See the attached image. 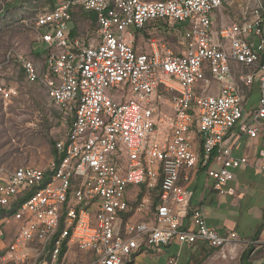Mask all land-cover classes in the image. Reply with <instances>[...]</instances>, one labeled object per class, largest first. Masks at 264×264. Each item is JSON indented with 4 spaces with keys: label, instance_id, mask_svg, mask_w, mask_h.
Wrapping results in <instances>:
<instances>
[{
    "label": "built area",
    "instance_id": "2783aa9c",
    "mask_svg": "<svg viewBox=\"0 0 264 264\" xmlns=\"http://www.w3.org/2000/svg\"><path fill=\"white\" fill-rule=\"evenodd\" d=\"M237 1L54 0L31 19L35 40L47 52L45 71L15 49L6 54L0 117L17 95L4 69L17 62L72 122L45 168L4 173L0 167V210L5 222L18 224L3 263L74 264L69 255L75 253L81 264H131L144 249L174 242L205 244L226 259L238 255L247 242L236 231L211 227L204 209L192 208L193 191L180 183L183 169L203 166L219 195L235 196L229 184L250 160L235 156L225 138L238 125L251 138L264 129L262 0H255L252 17L246 14L218 37L213 31L212 13ZM74 7L95 14L96 34L71 36ZM159 20L182 26L183 53L134 50L132 29ZM8 22L0 0V31ZM234 63L259 74V107L249 121ZM255 75L239 79L250 86ZM214 81L217 94L209 92ZM255 166L264 172V149ZM142 186L132 209L128 190ZM130 214L139 218L131 221ZM167 264L180 262L171 257Z\"/></svg>",
    "mask_w": 264,
    "mask_h": 264
},
{
    "label": "crops",
    "instance_id": "0c3cea01",
    "mask_svg": "<svg viewBox=\"0 0 264 264\" xmlns=\"http://www.w3.org/2000/svg\"><path fill=\"white\" fill-rule=\"evenodd\" d=\"M262 4L264 8V0H262ZM256 6L257 2L255 0H240L232 4L225 3L222 7L216 9L212 13L213 31L216 36L218 37L222 29L233 23L243 22L246 14L252 17V11ZM262 14L264 19V9ZM181 31L182 26L180 25L171 27L167 21H151L141 29H132L134 50L137 53H151L155 47L159 49L166 47L172 49L176 54H181L184 51V47L181 44ZM38 48L39 45L37 44L36 49ZM41 51L46 52L44 50ZM232 69L244 97L245 121H249L254 111L259 107L261 97L259 74L256 70L237 63L233 64ZM250 73L256 75L253 83L250 86H246L244 82L240 81L239 76ZM199 90L198 92L204 91L202 89ZM209 92L212 94L218 93L217 82H213ZM71 122L72 118H70ZM225 140L227 146L233 149L235 156H245L250 160L249 165L242 166L236 171V179L229 184L235 189V196L219 195L214 188V181L207 174V168L203 166L195 169H183L180 183L193 191L191 206L192 208L202 207L204 209L208 224L211 227L221 234L236 231L241 239L246 242L249 239L254 240L257 229L264 219V172L255 166L259 160L260 150L264 149V129L257 138H251L242 132L240 125H238L228 133ZM145 190L143 186L130 187L128 195L130 196L132 209L138 206ZM1 211L0 226L4 235L0 236V256L8 249L18 230L17 223L5 222L6 212ZM131 216L132 214L128 215L127 218ZM138 218L133 216L130 220L136 221ZM248 226L254 227L255 230L249 233V230H247ZM260 236H264V231ZM190 247L193 246H181L174 242L165 247L144 249L135 260L137 261L138 257L145 259V257L149 256L150 259L147 264H167L169 258L175 257L182 264L183 252ZM0 264L5 263L0 260Z\"/></svg>",
    "mask_w": 264,
    "mask_h": 264
},
{
    "label": "rangeland",
    "instance_id": "374dc122",
    "mask_svg": "<svg viewBox=\"0 0 264 264\" xmlns=\"http://www.w3.org/2000/svg\"><path fill=\"white\" fill-rule=\"evenodd\" d=\"M8 6V22L0 31V62L11 50L23 53L32 60L39 71H45L47 53L36 49L37 42L33 31L32 18L50 4L46 0H2ZM159 1V0H154ZM26 22H20L22 16ZM75 26L80 35L93 36V29L81 17L76 18ZM37 54H40L37 56ZM21 64L14 62L4 69V80L8 86L16 88L17 95L12 104L0 117V167L11 172L17 167L46 166L54 154V143L64 138L70 127V116L61 113L47 93L42 83H30L22 77ZM248 232L255 230L248 226ZM235 258H224L219 252L208 246L190 247L183 252L182 264H240L245 250L252 247L251 262L264 264V236L257 240H246ZM74 264H81V258L75 253L69 255ZM138 257L131 264H147L150 257ZM143 260V261H142ZM136 261V263H135ZM142 261V263H141Z\"/></svg>",
    "mask_w": 264,
    "mask_h": 264
},
{
    "label": "trees",
    "instance_id": "16d2710c",
    "mask_svg": "<svg viewBox=\"0 0 264 264\" xmlns=\"http://www.w3.org/2000/svg\"><path fill=\"white\" fill-rule=\"evenodd\" d=\"M46 1L48 3H52L54 0H46ZM62 1L63 0H58V2H62ZM71 12H72V15H73V25H74L72 33H71V35L73 37L80 36L79 30L75 26V22H76V18L77 17H81L82 19H84V21H87V23H89V28L93 29V33L98 30L99 26H98L95 14L87 13V12L83 11L82 8H80V7H74ZM157 22H159V21H157ZM39 55L40 54H37V56H39ZM21 76L22 77L25 76V72L23 71V69H22V72H21ZM53 145H54V154H55V151H56L55 145L56 144L54 143ZM1 212H4V211H1ZM263 231H264V219H263L262 223L260 224V226L257 229V232L255 234L254 240H257ZM195 246L196 247H203V246H207V245L201 244V243H197L193 247H195ZM210 249L216 251L213 248H210ZM252 250L253 249L251 247V248H249V249H247V250H245L243 252L240 264H253L251 262V256H250Z\"/></svg>",
    "mask_w": 264,
    "mask_h": 264
}]
</instances>
